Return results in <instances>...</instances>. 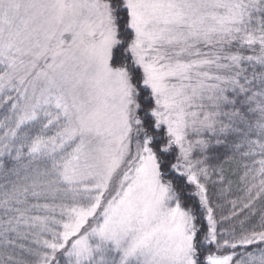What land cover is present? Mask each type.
I'll list each match as a JSON object with an SVG mask.
<instances>
[{
    "label": "snow or ice",
    "instance_id": "6c2138e0",
    "mask_svg": "<svg viewBox=\"0 0 264 264\" xmlns=\"http://www.w3.org/2000/svg\"><path fill=\"white\" fill-rule=\"evenodd\" d=\"M0 264H264V0H0Z\"/></svg>",
    "mask_w": 264,
    "mask_h": 264
},
{
    "label": "trees",
    "instance_id": "16d2710c",
    "mask_svg": "<svg viewBox=\"0 0 264 264\" xmlns=\"http://www.w3.org/2000/svg\"><path fill=\"white\" fill-rule=\"evenodd\" d=\"M235 168V164L231 165V169ZM234 183L232 186V193L225 195L223 198L217 200V203H220L222 205V208L220 210L221 214L223 215H228L231 210V205L227 203L228 200H233L236 199L238 196L242 195V192L240 191V185L238 183L237 177L236 176H231L230 177ZM259 204H257V208H259Z\"/></svg>",
    "mask_w": 264,
    "mask_h": 264
}]
</instances>
